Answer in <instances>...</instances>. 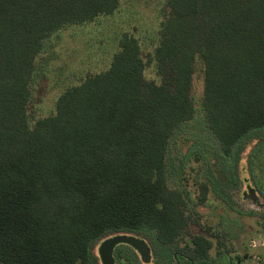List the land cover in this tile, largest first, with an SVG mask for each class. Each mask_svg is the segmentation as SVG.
<instances>
[{
    "label": "trees",
    "instance_id": "trees-1",
    "mask_svg": "<svg viewBox=\"0 0 264 264\" xmlns=\"http://www.w3.org/2000/svg\"><path fill=\"white\" fill-rule=\"evenodd\" d=\"M120 1L0 0V264H97L95 243L116 233L146 238L157 264L209 255L201 235L190 252L175 245L188 221L167 184L166 152L195 112L197 61L221 151L230 156L264 128V0H166L148 61L157 79L146 77L138 38L124 32L109 67L69 86L55 112L30 126V82L46 40L113 14ZM122 252L121 263L142 264Z\"/></svg>",
    "mask_w": 264,
    "mask_h": 264
},
{
    "label": "rangeland",
    "instance_id": "rangeland-1",
    "mask_svg": "<svg viewBox=\"0 0 264 264\" xmlns=\"http://www.w3.org/2000/svg\"><path fill=\"white\" fill-rule=\"evenodd\" d=\"M165 3L121 0L113 14L50 36L35 59L27 106L30 126L55 112L58 97L69 86L109 67L122 33L138 38L148 62L159 39ZM155 70L154 62H148L146 77L157 79ZM203 88V64L197 61L191 91L195 112L173 131L165 158L167 184L181 193L188 221L175 245L190 252L192 238L201 235L212 246L206 258H194L196 264H264V128L225 155L207 124ZM156 260L152 255L150 263Z\"/></svg>",
    "mask_w": 264,
    "mask_h": 264
},
{
    "label": "water",
    "instance_id": "water-1",
    "mask_svg": "<svg viewBox=\"0 0 264 264\" xmlns=\"http://www.w3.org/2000/svg\"><path fill=\"white\" fill-rule=\"evenodd\" d=\"M122 242H125L138 250L143 262H150L151 250L145 239L135 235L119 233L105 239L100 246V255L104 264H116L113 257V248L116 244Z\"/></svg>",
    "mask_w": 264,
    "mask_h": 264
},
{
    "label": "flooded vegetation",
    "instance_id": "flooded-vegetation-1",
    "mask_svg": "<svg viewBox=\"0 0 264 264\" xmlns=\"http://www.w3.org/2000/svg\"><path fill=\"white\" fill-rule=\"evenodd\" d=\"M116 234H119V233H116ZM126 234L135 235V236L140 237V238L142 237L141 235L133 234V233H126ZM113 235H115V234H111V235L105 236V237L101 238L99 241H97V242L95 243L94 248H93V252H94V254H95V258H96L97 264H104L103 261H102V257H101V255H100V246H101L102 242H103L105 239H107V238H109V237H111V236H113ZM142 238H143V237H142ZM145 240H146V239H145ZM146 242L148 243V245H149V247H150V250H151V260H152V255H153L152 247H151V244H150V242H149L148 240H146ZM119 251H120L121 253H123L122 251H125V252H128V251H129V252H132V253H134V254L137 256V258L141 261L142 264H151V263H150L151 260H150V262H148V263H144L143 260H142L141 254L138 252V250H136L133 246H131V245L125 243V242L118 243V244H116V245L114 246V248H113V257H114V261H115L116 264H123V263H121V262L118 260V253H119ZM186 259L188 260V262H184V261L181 262V261L179 260V258L177 257V254H175V258H174V261H175V262L172 263V264H189V263H190L189 260H191L190 257L187 256ZM123 261H126V259L124 258Z\"/></svg>",
    "mask_w": 264,
    "mask_h": 264
}]
</instances>
